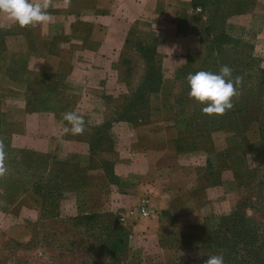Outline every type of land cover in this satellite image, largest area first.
<instances>
[{
    "label": "rangeland",
    "instance_id": "1",
    "mask_svg": "<svg viewBox=\"0 0 264 264\" xmlns=\"http://www.w3.org/2000/svg\"><path fill=\"white\" fill-rule=\"evenodd\" d=\"M33 2L46 24L0 14V264H264L262 9L198 0L173 54L136 32L93 56L61 0ZM224 65L241 83L233 108L210 117L186 77ZM70 111L83 134L65 132ZM169 135L172 167L158 148Z\"/></svg>",
    "mask_w": 264,
    "mask_h": 264
},
{
    "label": "crops",
    "instance_id": "2",
    "mask_svg": "<svg viewBox=\"0 0 264 264\" xmlns=\"http://www.w3.org/2000/svg\"><path fill=\"white\" fill-rule=\"evenodd\" d=\"M47 3V6L53 5ZM59 13L64 21L76 26L79 39L78 51L85 54H101L117 51L116 46H123L125 39L132 34L141 38L155 40L161 43L160 53L173 54L178 48L179 22L189 14L194 0H61ZM53 2V1H52ZM255 8L262 9L264 16V0H251ZM55 8V7H54ZM254 12V11H253ZM255 13V12H254ZM254 13L245 22L257 23ZM70 26V25H69ZM129 32L131 35H129ZM258 35H264V30L257 29ZM119 51V49H118ZM108 52V53H109ZM171 131V130H166ZM169 144L164 141L160 148L165 159L164 164L172 167L178 159L172 152L174 137ZM141 145H143L141 143ZM146 146V145H145ZM148 146V143H147ZM147 149H145L146 151ZM151 151L146 154L151 156ZM178 157V156H177ZM145 162L148 161L146 157ZM167 166H165L167 168ZM1 207V206H0ZM0 225L5 220L7 212L0 208ZM1 230V226H0Z\"/></svg>",
    "mask_w": 264,
    "mask_h": 264
},
{
    "label": "clouds",
    "instance_id": "3",
    "mask_svg": "<svg viewBox=\"0 0 264 264\" xmlns=\"http://www.w3.org/2000/svg\"><path fill=\"white\" fill-rule=\"evenodd\" d=\"M0 14L6 15L21 28L46 24L49 21L45 8L33 0H0ZM240 83L241 78L233 77L232 69L227 65L221 66L218 72L201 70L187 75V95L190 100L201 106L202 114L210 117L221 116L233 108L232 101L238 94ZM63 121L67 124L65 132L72 135L84 133V118L75 111L64 113ZM4 160L5 153L0 147V177L7 173ZM204 264H225L224 256L209 255Z\"/></svg>",
    "mask_w": 264,
    "mask_h": 264
},
{
    "label": "trees",
    "instance_id": "4",
    "mask_svg": "<svg viewBox=\"0 0 264 264\" xmlns=\"http://www.w3.org/2000/svg\"><path fill=\"white\" fill-rule=\"evenodd\" d=\"M197 4H198V0H194L193 2H192V7H194L195 5L197 6ZM130 33H132V32H129V35H131ZM147 39V38H146ZM151 41H155V40H151ZM152 53H154L153 51H151ZM189 126H191L190 124H189ZM176 147V146H175ZM177 150H178V147H177Z\"/></svg>",
    "mask_w": 264,
    "mask_h": 264
},
{
    "label": "built area",
    "instance_id": "5",
    "mask_svg": "<svg viewBox=\"0 0 264 264\" xmlns=\"http://www.w3.org/2000/svg\"><path fill=\"white\" fill-rule=\"evenodd\" d=\"M150 213L148 211V209H143V216H148Z\"/></svg>",
    "mask_w": 264,
    "mask_h": 264
}]
</instances>
